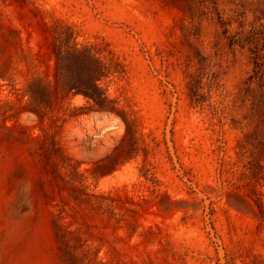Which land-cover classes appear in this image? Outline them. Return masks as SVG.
I'll return each mask as SVG.
<instances>
[{
	"label": "rangeland",
	"instance_id": "1",
	"mask_svg": "<svg viewBox=\"0 0 264 264\" xmlns=\"http://www.w3.org/2000/svg\"><path fill=\"white\" fill-rule=\"evenodd\" d=\"M62 27L110 63L100 86L138 151L81 94L33 112ZM259 63L264 0H0V264H63L55 226L86 264H264V221L227 197L247 192L235 146ZM209 69L193 108L187 76Z\"/></svg>",
	"mask_w": 264,
	"mask_h": 264
},
{
	"label": "trees",
	"instance_id": "2",
	"mask_svg": "<svg viewBox=\"0 0 264 264\" xmlns=\"http://www.w3.org/2000/svg\"><path fill=\"white\" fill-rule=\"evenodd\" d=\"M57 39H59V48L55 53L56 65L52 84L38 82L40 90L37 92L32 90L34 85L29 84L28 93L31 97L30 104L34 107L33 112L42 118L46 115V109L59 94L66 96L81 94L90 103L92 110L111 112L119 116L125 124V134L121 144L129 142L133 150L138 151V139L133 121L112 100L107 98L100 86V81L114 72L110 63L100 58L93 46L78 45L67 27H62V30L57 34ZM199 59L203 62L207 60L201 54ZM65 62L67 67H63ZM207 62L210 63L211 61L208 60ZM257 66V95H251L250 114L245 118L248 123H253L254 126L252 130L242 134L235 146L237 161L241 163L240 179L243 181L241 188L247 192L240 193L238 190L231 189L227 193V197L229 203L236 209L251 210L258 221L263 222L264 192L261 191V188L264 187V65L259 63ZM206 74V77L211 74L207 84L203 83L204 74H188L187 76L186 96L189 105L193 108H202L205 102L211 98V86L208 84L213 83L214 76H212L213 72H210V69ZM52 145L54 144L51 143ZM114 150L121 151V145ZM221 171H223L222 167ZM66 235L65 232L55 226L57 249L62 263L86 264L87 262L77 255V250L81 246L78 248L69 244ZM248 264L260 263L253 260Z\"/></svg>",
	"mask_w": 264,
	"mask_h": 264
}]
</instances>
